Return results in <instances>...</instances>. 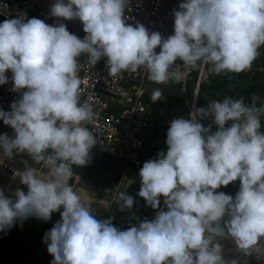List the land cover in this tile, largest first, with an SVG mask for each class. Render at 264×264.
<instances>
[{
    "label": "clouds",
    "instance_id": "1",
    "mask_svg": "<svg viewBox=\"0 0 264 264\" xmlns=\"http://www.w3.org/2000/svg\"><path fill=\"white\" fill-rule=\"evenodd\" d=\"M128 3L54 0L49 15L58 18L55 26L22 15L0 22V85L10 72L11 91L21 93L11 111L0 109V121L14 130L13 137L0 134V164L27 153L47 169L13 170L28 190L17 188L12 196L0 190V231L29 216L47 221L62 207L61 219L43 238L50 264H238L226 261L216 242L228 236L245 255L264 253V104L226 96L207 107L193 105L190 119L171 120L167 151L139 170L137 195L157 209L151 220L121 230L112 217L97 219L69 184L72 166L89 163L96 144L85 126L94 119L92 105L79 99L78 57L86 54L92 66L105 57L110 76L145 71L149 81L163 85L200 65L217 75L242 73L264 46V0H181L166 38L127 23ZM59 18L78 19L86 35L70 33ZM161 95L153 89L151 100ZM207 118L215 132L200 123ZM236 180L235 196L217 191ZM131 183L122 178L112 190L121 211L133 206V197L120 190Z\"/></svg>",
    "mask_w": 264,
    "mask_h": 264
},
{
    "label": "built area",
    "instance_id": "2",
    "mask_svg": "<svg viewBox=\"0 0 264 264\" xmlns=\"http://www.w3.org/2000/svg\"><path fill=\"white\" fill-rule=\"evenodd\" d=\"M52 3L54 0H0V22L22 15L25 20L35 17L43 20L46 24L55 26L58 23V18L49 15ZM180 3L181 0H129L126 6L127 23L135 26L139 22L150 33L157 31L166 38L173 34V11L178 10ZM59 22H63L67 30L78 38L83 39L86 35L83 25L78 19L63 20V18H59ZM156 51L158 52L159 48ZM258 52L259 55L253 61L252 67L242 72V77L252 73V86L262 89L264 92V66L262 64L264 46ZM77 60L80 64L77 72L81 81L80 102H90L95 113L93 121L85 125L95 137L96 144L93 148L108 155L120 157L131 166L140 169L144 163L142 152L149 139L147 130L152 124L150 111L146 105L148 86L151 83L147 79V73L138 71L122 73L113 77L107 72L105 57H102L93 66L87 64L86 54L81 55ZM177 67L181 71L184 70L179 61H177ZM231 74L223 72L217 75L210 72L207 66L200 65L196 69L189 70L184 79L177 81L180 86L181 101L186 110V119H190L189 112L192 111L193 105L197 107L201 87L213 88L214 80L228 77L230 79ZM6 75L9 77L8 82L0 85V109L11 111V103L18 100L21 93L11 91L10 84L13 83L11 73L8 72ZM172 82L173 80H170L163 85L168 86ZM124 84L128 86L124 87ZM241 97L239 94L235 99ZM244 102L250 106L249 100L244 99ZM202 121L206 126L211 125V130L217 129L211 118L202 119ZM0 125L8 126L3 121H0ZM158 153L156 148L148 160L157 158ZM26 167H29L26 161L14 156L11 159L5 158L4 163L0 164V190H3L4 194L12 195L20 185L19 177H13V170L23 171ZM36 168L41 172L47 171L42 165H38ZM239 183V180H236L220 188L226 187L237 192ZM90 211L97 219H101L93 210L90 209ZM225 219L227 218L225 217ZM261 244L264 246V238H261ZM222 256L226 261L236 259L238 264H264V253L253 252L251 255H245L240 251L238 256H228L224 253Z\"/></svg>",
    "mask_w": 264,
    "mask_h": 264
},
{
    "label": "water",
    "instance_id": "3",
    "mask_svg": "<svg viewBox=\"0 0 264 264\" xmlns=\"http://www.w3.org/2000/svg\"><path fill=\"white\" fill-rule=\"evenodd\" d=\"M264 66V57L262 59ZM242 73L231 74L228 86L222 90L201 87L198 96L197 107H207L211 100H223L226 96L236 98L240 92L237 88ZM13 83L10 84L12 87ZM262 89L254 88V92ZM190 94V91H189ZM264 97V93L262 95ZM152 120L151 141L157 147L158 151H167L166 133L171 120L179 117L186 119V110L183 102H172L165 93L161 98L153 102L151 99L146 101ZM200 123H203L202 119ZM215 132L216 130H211ZM0 134H7L9 137L14 136V130L8 126L0 125ZM91 159L84 166H72L74 175H78L80 180L93 186L95 191V201L91 202V210L101 219L112 217V223L115 227L126 230L132 225L138 224L142 220H151L157 212L151 206L146 205L145 200L137 195L141 179L139 170L120 157L111 156L97 148H92L90 152ZM14 157L23 159L29 167L36 168V164L27 153H15ZM132 179L133 183L121 191L133 197L134 203L131 208H125L123 211L116 201L105 207L104 200L112 199V190L121 182L122 178ZM127 181L125 180V183ZM18 188L25 193L27 186L20 183ZM5 196H12L7 195ZM163 197H160V208L164 206ZM88 204V203H86ZM51 214L47 221L41 220L34 216H29L23 221H17L14 225L0 231V264H50L53 257L47 252V244L44 242L45 233L50 230L54 224L61 219L60 211ZM217 242V240H216Z\"/></svg>",
    "mask_w": 264,
    "mask_h": 264
},
{
    "label": "rangeland",
    "instance_id": "4",
    "mask_svg": "<svg viewBox=\"0 0 264 264\" xmlns=\"http://www.w3.org/2000/svg\"><path fill=\"white\" fill-rule=\"evenodd\" d=\"M253 78V74L249 73V74H245L243 75V77L239 80L237 88L239 89L240 92V96H242L244 99H247L250 101V106H253V103H255V106L259 107L261 104H259L258 102L254 101V98H256V93L254 92V88L252 86L251 80ZM128 86L127 84H124V87ZM150 86L153 89H160L162 93H165L167 95V97H169V100L172 102L178 101L181 102V93H180V86L177 83V81H173L170 85H161V84H155L153 82L150 83ZM149 91V90H148ZM148 94V92H147ZM152 94V91L149 93ZM264 104V103H263ZM261 122H264V115L261 116ZM151 127V128H150ZM150 127L148 128V132L149 130L152 131V126L150 125ZM221 224L223 225V221H221ZM229 245L223 247V238L217 237L216 240L217 242L221 245L222 248V253H225V250H238L236 245H231L233 242L232 238L229 237ZM234 246V247H233ZM240 252V251H239ZM233 255V254H232Z\"/></svg>",
    "mask_w": 264,
    "mask_h": 264
},
{
    "label": "bare ground",
    "instance_id": "5",
    "mask_svg": "<svg viewBox=\"0 0 264 264\" xmlns=\"http://www.w3.org/2000/svg\"><path fill=\"white\" fill-rule=\"evenodd\" d=\"M69 184H72L74 186L75 190L82 196L85 203L89 204V203L95 201V198H94L95 191L93 189V186L91 184H88L87 182H85L83 180H80V177L78 175H74L72 178H70ZM109 201H110V204L114 203V200H112V199ZM223 239L224 240L222 241L223 242L222 246L225 247V246L229 245V243H230L229 238L226 237ZM232 245L235 246L234 243H232ZM225 253L228 256H233V255L238 256L240 254L239 250H234L233 252H231V250H229V251L225 250Z\"/></svg>",
    "mask_w": 264,
    "mask_h": 264
},
{
    "label": "crops",
    "instance_id": "6",
    "mask_svg": "<svg viewBox=\"0 0 264 264\" xmlns=\"http://www.w3.org/2000/svg\"><path fill=\"white\" fill-rule=\"evenodd\" d=\"M149 88V91H148V94L146 96V100H150L151 99V94H149L151 91H153V88L151 86H148ZM256 93V98H254V101L258 102L259 104H263L264 103V97L262 96L264 92L262 91H257L255 92ZM152 126V124H151ZM151 128V127H150ZM261 131H264V122H261ZM151 132L149 130L148 134H149V139H148V142L146 144V146L144 147L143 149V160L144 162L148 160L149 156L151 155L152 151H154L157 147L153 144V142L151 141ZM218 191H222L224 192L225 194H229V195H232V196H235L236 192L226 188V187H222L220 188ZM164 210H167L165 206L162 207ZM232 245V244H231ZM231 252H233L231 250ZM224 253V252H223Z\"/></svg>",
    "mask_w": 264,
    "mask_h": 264
},
{
    "label": "trees",
    "instance_id": "7",
    "mask_svg": "<svg viewBox=\"0 0 264 264\" xmlns=\"http://www.w3.org/2000/svg\"><path fill=\"white\" fill-rule=\"evenodd\" d=\"M228 81H229V77L228 78H225V79L223 78V79H220V80H214L213 81V84H212V87L214 89H216V90L225 89L228 86Z\"/></svg>",
    "mask_w": 264,
    "mask_h": 264
}]
</instances>
